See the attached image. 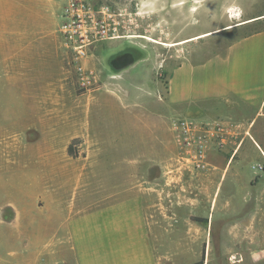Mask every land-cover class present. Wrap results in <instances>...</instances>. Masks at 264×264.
<instances>
[{
    "label": "rangeland",
    "instance_id": "1",
    "mask_svg": "<svg viewBox=\"0 0 264 264\" xmlns=\"http://www.w3.org/2000/svg\"><path fill=\"white\" fill-rule=\"evenodd\" d=\"M34 1L38 28L21 12V0H0V21L4 16L10 30L23 25L52 34L49 54L29 48L18 57L28 60L24 67L6 64L0 48L3 264H21V219L28 218L2 204L11 198L40 209L33 215L42 237L31 254L37 264H76L66 255L71 247L60 219L129 200L141 208L153 264H264L263 113L167 99L173 67L207 58L264 27V18L170 43L264 15V0H92L109 8L106 21L117 30L87 48L86 85L58 32L65 0ZM233 6L238 19L229 15ZM139 34L145 38L128 37ZM5 42L12 49L21 37L6 35ZM128 242L120 247L122 263L140 262L141 249Z\"/></svg>",
    "mask_w": 264,
    "mask_h": 264
},
{
    "label": "crops",
    "instance_id": "2",
    "mask_svg": "<svg viewBox=\"0 0 264 264\" xmlns=\"http://www.w3.org/2000/svg\"><path fill=\"white\" fill-rule=\"evenodd\" d=\"M37 5L38 2L34 0H21V12L36 23V28L42 24ZM32 28L22 25L21 31L10 30L8 20L2 17L0 48L6 54V64L12 62L14 66H27L28 60L21 58L20 63L18 57L32 50L29 48L37 49L38 53L41 48L44 54H49L52 34ZM6 35L20 36L21 46H13L11 49L5 42ZM167 99L170 104L175 105L209 101L212 108L220 112L224 110L227 114L252 109L255 110V115H264V27L235 37L224 47L217 46L203 60L173 67L168 72ZM254 142L259 146L255 139ZM231 163L232 160H229L226 164ZM2 204L13 205L15 214L28 215L26 224L21 219V264H37L36 257L31 254L34 253L35 241L42 237L33 229V215L41 213L40 209L21 207V199L11 198L4 200ZM59 221V228L65 232L71 247L70 251L66 250V255L73 257L76 264H123L120 256L123 240L142 251L140 262L135 258L136 261L130 264H153L151 250L147 248L149 236L145 220L141 208L137 207V201H121L75 215L70 214ZM4 260L0 254V264Z\"/></svg>",
    "mask_w": 264,
    "mask_h": 264
},
{
    "label": "built area",
    "instance_id": "3",
    "mask_svg": "<svg viewBox=\"0 0 264 264\" xmlns=\"http://www.w3.org/2000/svg\"><path fill=\"white\" fill-rule=\"evenodd\" d=\"M111 15L107 6H95L92 0H65L64 2L58 32L65 47L72 52L74 70L82 85L87 83L84 68L81 65L87 48L98 39L112 38L115 35L116 24L111 26L106 21V17ZM188 129L184 128V131ZM202 135H198L199 142L202 141ZM200 162L201 160H198L197 166H200Z\"/></svg>",
    "mask_w": 264,
    "mask_h": 264
},
{
    "label": "bare ground",
    "instance_id": "4",
    "mask_svg": "<svg viewBox=\"0 0 264 264\" xmlns=\"http://www.w3.org/2000/svg\"><path fill=\"white\" fill-rule=\"evenodd\" d=\"M237 11H238L237 9L235 11L233 8H230V14L229 15L232 18H237L238 19L239 13ZM227 12H229V11H227ZM261 17H264V15H261V16L255 17V18H250V19H247V20L236 21V22H233V23H230V24L225 25V27H223V28H218V29L215 28V29H212V30H209V31H205V32L199 33L197 35H194V36H191V37H188V38H184V39L179 40L177 42L170 43V45L183 44V43H186V42H189V41H192V40H196V39H199V38H203V37H206V36H208V35H210L212 33H216V32H218V31H220L222 29L233 28L235 26L248 23V22H250V21H252L254 19L261 18ZM115 37L116 36L114 35L112 38H115ZM128 37H133V38L134 37H141V38H145V36L144 35L142 36L141 34H139V35H129Z\"/></svg>",
    "mask_w": 264,
    "mask_h": 264
},
{
    "label": "trees",
    "instance_id": "5",
    "mask_svg": "<svg viewBox=\"0 0 264 264\" xmlns=\"http://www.w3.org/2000/svg\"><path fill=\"white\" fill-rule=\"evenodd\" d=\"M72 146L69 144V146L67 147V151H68V153L70 154V155H74L73 153H72V148H71ZM202 225H207V218H200L199 220H198ZM204 263V258H202L201 260H199V261H197V262H194V263H192V264H203Z\"/></svg>",
    "mask_w": 264,
    "mask_h": 264
}]
</instances>
